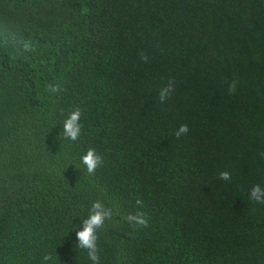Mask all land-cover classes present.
Here are the masks:
<instances>
[{
    "label": "trees",
    "instance_id": "obj_1",
    "mask_svg": "<svg viewBox=\"0 0 264 264\" xmlns=\"http://www.w3.org/2000/svg\"><path fill=\"white\" fill-rule=\"evenodd\" d=\"M261 153L264 0H0V264H92L97 200L99 264H264Z\"/></svg>",
    "mask_w": 264,
    "mask_h": 264
},
{
    "label": "clouds",
    "instance_id": "obj_2",
    "mask_svg": "<svg viewBox=\"0 0 264 264\" xmlns=\"http://www.w3.org/2000/svg\"><path fill=\"white\" fill-rule=\"evenodd\" d=\"M26 50H30L31 45L28 43L24 44ZM141 59L147 61L146 56H141ZM175 81L174 79H169L168 83L159 89L158 96L161 103H163L174 91ZM237 82L231 81L228 83V92L230 94L236 91ZM48 90L52 93H58L61 91V87L58 84L49 85ZM81 111L79 108L71 111L69 115L62 122L64 138L76 141L79 138L81 132L80 124ZM189 131L187 124H181L175 131V136L179 139L182 135H186ZM264 157V153H261ZM83 165H85L88 174H94L97 167L102 163V157L96 153L95 149L89 148L87 152L81 157ZM219 178L221 180L229 181L231 179V174L228 171H221L219 173ZM249 197L257 203L264 204V188L259 184L252 186L249 192ZM138 204L141 201H137ZM113 215V210L111 208L105 207V205L97 200L94 201L89 210L88 216L82 220V224L76 231V238L78 240V247L87 250L88 258L92 261V264H99V249L97 246V230L102 228L105 221L111 219ZM125 220L132 226L147 227L148 219L146 213L137 211L135 213H129ZM76 229L77 226L73 225ZM52 257L46 254L43 257L44 261L51 260Z\"/></svg>",
    "mask_w": 264,
    "mask_h": 264
}]
</instances>
